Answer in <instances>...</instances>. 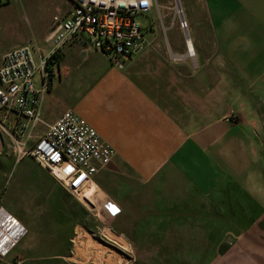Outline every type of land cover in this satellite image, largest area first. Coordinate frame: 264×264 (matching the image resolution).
<instances>
[{
  "label": "crops",
  "instance_id": "0c3cea01",
  "mask_svg": "<svg viewBox=\"0 0 264 264\" xmlns=\"http://www.w3.org/2000/svg\"><path fill=\"white\" fill-rule=\"evenodd\" d=\"M184 6L187 40L172 16L158 29L155 5L139 17L147 45L122 68L83 38L61 47L27 144L70 109L115 154L94 174L91 202L32 157L14 161L3 184L10 199L0 202L27 233L9 259L264 264V0ZM9 140L0 132V149ZM108 201L120 209L114 216L103 209Z\"/></svg>",
  "mask_w": 264,
  "mask_h": 264
},
{
  "label": "built area",
  "instance_id": "2783aa9c",
  "mask_svg": "<svg viewBox=\"0 0 264 264\" xmlns=\"http://www.w3.org/2000/svg\"><path fill=\"white\" fill-rule=\"evenodd\" d=\"M5 0H0V5ZM173 17L188 38V22L180 0H173ZM156 0H68L62 13L53 15V24L45 36L49 52L42 53L29 42L5 51L0 59V114L12 113L15 124L7 127L5 115L0 117V132L10 138L16 161L30 156L70 194L91 202L90 194H81L91 186L94 174L113 158L114 150L103 141L97 131L73 110L63 111L46 125L45 131L32 145L33 129L41 123L40 98L50 86L55 65L50 63L59 55L62 46L83 38L104 54L111 64L122 68L123 59L147 45L146 26L139 19L149 12ZM37 53L35 55L34 53ZM189 57L194 56L187 48ZM42 78L35 86L36 76ZM105 212L114 216L119 208L103 204ZM26 226L0 202V264H20L9 254L26 235Z\"/></svg>",
  "mask_w": 264,
  "mask_h": 264
},
{
  "label": "rangeland",
  "instance_id": "374dc122",
  "mask_svg": "<svg viewBox=\"0 0 264 264\" xmlns=\"http://www.w3.org/2000/svg\"><path fill=\"white\" fill-rule=\"evenodd\" d=\"M156 3L157 6L154 11L161 17V21H157V27L159 30L164 31L167 28L166 18L170 16L173 17L174 1L156 0ZM180 3L186 16L184 0H180ZM67 7L68 0H5L4 4L0 5V57L2 53L11 47L29 42L36 44L38 48H44L46 44L44 37L52 27L53 15L62 14ZM2 147L3 148L0 149V195L3 201H7L10 199V184L8 185L7 193L4 197L3 184L5 179H8V170L10 165L16 161V155L13 154L10 140L9 144H5ZM14 170L15 167L13 171ZM3 173L5 178L2 180ZM105 234L113 238V234L109 233L108 230H105ZM76 240L79 241V238H76ZM124 247L126 249L129 248L128 246ZM122 262L123 264L151 263L147 261H128L126 257ZM44 264L68 263L51 260L44 262Z\"/></svg>",
  "mask_w": 264,
  "mask_h": 264
},
{
  "label": "trees",
  "instance_id": "16d2710c",
  "mask_svg": "<svg viewBox=\"0 0 264 264\" xmlns=\"http://www.w3.org/2000/svg\"><path fill=\"white\" fill-rule=\"evenodd\" d=\"M4 4V3H3ZM58 61H59V55L53 56L50 59V63L55 65V68L58 66Z\"/></svg>",
  "mask_w": 264,
  "mask_h": 264
},
{
  "label": "bare ground",
  "instance_id": "6f19581e",
  "mask_svg": "<svg viewBox=\"0 0 264 264\" xmlns=\"http://www.w3.org/2000/svg\"><path fill=\"white\" fill-rule=\"evenodd\" d=\"M90 186H86L83 190L81 194H90L93 191V188L91 190H87V188H89Z\"/></svg>",
  "mask_w": 264,
  "mask_h": 264
}]
</instances>
